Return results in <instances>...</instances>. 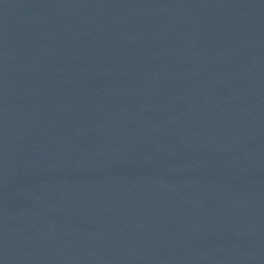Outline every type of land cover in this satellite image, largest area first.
<instances>
[{
    "label": "water",
    "instance_id": "95a60500",
    "mask_svg": "<svg viewBox=\"0 0 264 264\" xmlns=\"http://www.w3.org/2000/svg\"><path fill=\"white\" fill-rule=\"evenodd\" d=\"M0 207L264 251V0H0Z\"/></svg>",
    "mask_w": 264,
    "mask_h": 264
}]
</instances>
